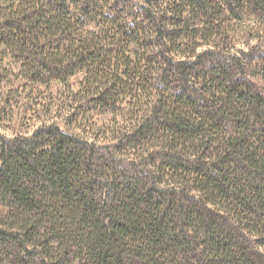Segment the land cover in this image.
Listing matches in <instances>:
<instances>
[{
    "label": "trees",
    "instance_id": "trees-1",
    "mask_svg": "<svg viewBox=\"0 0 264 264\" xmlns=\"http://www.w3.org/2000/svg\"><path fill=\"white\" fill-rule=\"evenodd\" d=\"M0 264H264V0H0Z\"/></svg>",
    "mask_w": 264,
    "mask_h": 264
},
{
    "label": "rangeland",
    "instance_id": "rangeland-1",
    "mask_svg": "<svg viewBox=\"0 0 264 264\" xmlns=\"http://www.w3.org/2000/svg\"><path fill=\"white\" fill-rule=\"evenodd\" d=\"M254 42H252V44H253ZM244 50L246 51V47L244 48ZM247 80V79H246ZM248 81V83H249V85H250V87L252 88V89H256L257 88V86H258V84H257V82H256V80H253V79H248L247 80ZM15 128H17V129H19V130H24L25 128H26V123L24 122H19L18 123V121L16 122V126H15ZM254 247V246H253Z\"/></svg>",
    "mask_w": 264,
    "mask_h": 264
}]
</instances>
